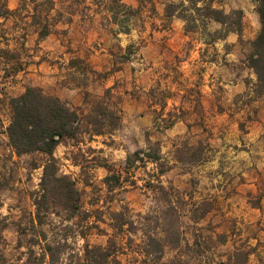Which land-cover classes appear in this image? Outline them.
Listing matches in <instances>:
<instances>
[{
    "label": "rangeland",
    "instance_id": "obj_1",
    "mask_svg": "<svg viewBox=\"0 0 264 264\" xmlns=\"http://www.w3.org/2000/svg\"><path fill=\"white\" fill-rule=\"evenodd\" d=\"M41 1L0 0V264H80L87 244L112 240L111 264H144L143 234L153 228L164 264H264V94L255 92L247 60L261 29L258 0H217L226 12L243 10V28L209 44L186 34L182 18L166 16L167 4L180 0H123L139 8L123 24L129 33L110 19L109 0ZM45 25L50 33L40 38ZM159 79L162 89H182L165 99L166 111L190 109L164 130L153 123L162 92L152 96L151 87ZM29 85L68 102L84 121L54 151L80 212L70 215L53 183L42 225L35 199L48 155L18 154L8 137L11 98ZM190 89L199 95L190 98ZM98 101L109 114L120 109V119L92 135L86 122ZM148 139L160 146V164L126 171L128 153ZM106 164L124 175L122 184L105 183ZM159 183L164 191L152 187Z\"/></svg>",
    "mask_w": 264,
    "mask_h": 264
},
{
    "label": "trees",
    "instance_id": "obj_2",
    "mask_svg": "<svg viewBox=\"0 0 264 264\" xmlns=\"http://www.w3.org/2000/svg\"><path fill=\"white\" fill-rule=\"evenodd\" d=\"M54 0H43L39 5H53ZM217 0H180L179 2L171 1L166 6V16L172 18L177 15L184 21L185 33H200L206 44L215 42L216 40L225 39L230 32L240 33L243 28V10L232 9L226 12L222 7L215 4ZM52 6H50V9ZM139 8H134L125 3L123 0H109L107 10L110 13V19L120 25V31L129 33V27L123 25L128 22L129 15L136 12ZM8 12V11H6ZM258 12L260 15L261 29L252 43V51L248 56V63L257 74V83L255 92L264 94V0H258ZM3 13H0L2 15ZM34 22H40L41 19H34ZM216 24L217 27H212ZM50 33V29L45 25L40 30L39 37L43 38ZM169 76V73H168ZM162 80H158L151 87V95L158 96V90L161 88ZM162 96L160 101L154 107V129L164 130L172 127L181 118L182 113L190 112L183 105H174L173 108L167 110L166 100L172 96H178L182 91L178 92L171 89L170 85L160 89ZM186 91L188 89H185ZM109 91V90H107ZM189 96H193V92L199 91L190 89ZM161 94V93H160ZM196 94V93H194ZM195 99L191 102L196 105ZM193 106V107H194ZM12 117L8 126V137L11 146L18 154L40 151L48 155L44 171L42 175V198H36L37 207L36 219L38 224H44L46 220L42 215L44 202L47 200V191L51 184L56 183L59 186V193L68 201L70 215L80 212V196L71 178L66 175H60L54 157L56 147L64 138H74L84 125V121L77 110L68 102L60 97L45 93L42 88L29 85L25 91L18 96L11 98ZM108 108L104 107L101 101H98L88 115L86 128L92 135H103L110 132V129L116 128L120 119V109H112L111 114ZM163 158L160 146L148 139L147 146L128 153L126 158V171L130 168L138 167V162L152 161L159 163ZM160 164V163H159ZM110 170V174L105 177V183L111 186V180L114 178L119 184L125 180L121 172H117L111 165H104ZM159 173L163 174L167 168L163 163L159 167ZM127 180V179H126ZM161 190H165V186L161 183L152 185ZM142 243V259L144 264H164V242L162 237L158 235L155 228L153 230H145ZM45 251L54 260L52 247L48 245ZM116 243L111 241L107 245H86L85 253L80 258V264H111L116 262Z\"/></svg>",
    "mask_w": 264,
    "mask_h": 264
},
{
    "label": "crops",
    "instance_id": "obj_3",
    "mask_svg": "<svg viewBox=\"0 0 264 264\" xmlns=\"http://www.w3.org/2000/svg\"><path fill=\"white\" fill-rule=\"evenodd\" d=\"M12 7H14V6H12Z\"/></svg>",
    "mask_w": 264,
    "mask_h": 264
}]
</instances>
